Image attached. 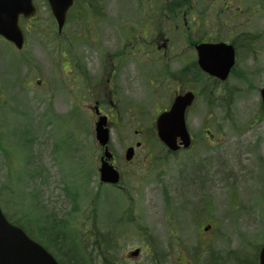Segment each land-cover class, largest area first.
<instances>
[{"label": "rangeland", "instance_id": "obj_1", "mask_svg": "<svg viewBox=\"0 0 264 264\" xmlns=\"http://www.w3.org/2000/svg\"><path fill=\"white\" fill-rule=\"evenodd\" d=\"M207 1L191 0L175 17L181 21L180 31L166 22V33L183 42L184 13H199ZM232 1L233 8L240 4L246 11V23L239 32L264 34V9L261 7L258 14H251L249 9L258 0ZM104 4H111L114 10L106 9L103 18L91 21L93 16L82 7L83 11L75 14L72 23L59 34L47 1L37 0L40 8L29 22L32 29L27 33L26 48L18 51L11 45L12 49L0 39V205L12 218H26L28 225L30 221L29 230L35 235H40L39 227L59 234L62 228L57 227L58 222L69 229L81 228L83 237L94 230H126L125 240L119 242V264H155L154 251L146 252V245L155 246L163 257L172 250L166 264H184L189 252L205 239L215 252L222 253L216 257L218 262L228 264L237 250L255 256L264 244V115L256 118L264 85V37L254 44V54L250 48L239 51L237 75L215 87V93L208 92L198 99L188 120L194 141L187 150L177 153L161 145L154 135L157 133L152 120L157 116L153 111H160L167 101L166 97L160 98L158 90L168 97L175 84L163 86L165 78L157 81L153 77L168 73L169 69L178 70L195 56L190 50L189 58L173 59L169 67L163 61L141 65L144 75L153 74L145 83V90L149 95L155 90L157 99L145 111L149 119L122 120L111 129V146L122 180L120 188L105 186L99 176L103 150L95 135L96 116L88 111L107 83L110 63L119 60L115 55L125 39L122 22L129 18L131 24L148 12H137L134 0H106ZM217 11L213 8L207 17L214 25L208 27L206 37H219ZM230 12L223 10L220 17L225 18ZM160 13L161 21L164 14L168 16L163 4ZM192 18L187 15V21ZM146 24L153 32L154 26ZM221 31L220 40L230 41L233 34L229 29L224 27ZM97 34L99 41L94 40ZM81 37L76 49L74 42ZM61 48L69 50L74 64L65 81L61 69L68 71L65 62L69 59L62 54L61 61ZM176 49L186 53L187 47L178 43ZM16 52L27 56L17 57ZM127 63H122V69L137 78L139 73L132 62ZM39 74L50 82L49 88L36 81ZM196 77L206 81L204 75ZM220 93L227 98L232 96V105L208 107L207 98L213 100ZM122 111L126 118L132 117L128 110ZM140 128L145 132L136 137L135 131ZM140 139L144 143L133 163L127 165L126 146ZM54 217L57 223L51 222ZM126 217L134 222L121 220ZM209 224L213 228L205 231ZM145 232L149 238L142 241ZM179 246L183 256L174 263L181 253ZM137 248L142 251L134 258L130 252Z\"/></svg>", "mask_w": 264, "mask_h": 264}, {"label": "water", "instance_id": "obj_2", "mask_svg": "<svg viewBox=\"0 0 264 264\" xmlns=\"http://www.w3.org/2000/svg\"><path fill=\"white\" fill-rule=\"evenodd\" d=\"M49 2L59 28L62 29L66 12L73 0H49ZM34 13L33 0H0V34L21 48L23 34L19 28V16L23 14L31 17ZM204 47L206 46L202 48ZM234 58V50L231 46L213 49L209 45V50L201 55L200 64L205 71L225 79L234 64ZM262 96L264 101V89ZM189 97L192 99V96ZM190 102V99L177 102L170 112L163 114L158 120L159 135L171 149L178 148V136L182 137L186 146L191 142L184 118L185 109ZM106 122L105 117L101 118L96 127L97 139L102 145H106L109 141ZM106 156L110 158V154L106 153ZM132 156L133 148H130L127 158L130 160ZM101 171L102 181L111 183L119 181V173L108 163H103ZM0 264H57V262L41 245L29 239L19 228L9 224L0 209ZM260 264H264V246L260 253Z\"/></svg>", "mask_w": 264, "mask_h": 264}, {"label": "flooded vegetation", "instance_id": "obj_3", "mask_svg": "<svg viewBox=\"0 0 264 264\" xmlns=\"http://www.w3.org/2000/svg\"><path fill=\"white\" fill-rule=\"evenodd\" d=\"M82 2L89 9H91L92 4L90 1L82 0ZM94 2H96V5H94L93 7L96 10L97 18L102 17L106 9L114 10L111 4H104L105 0H94ZM134 3L137 12H140L141 10L145 12L156 11V14L154 15L150 14L148 16L146 13V16L139 17L140 24L145 23L147 20H151L154 18L156 19L155 36L151 39L150 42H148L146 40V28V30H142L140 28L136 30L134 29V31H132L131 28H126L124 30L123 35L124 38L128 40L127 44L129 45L126 47V52L123 51L125 46H120L118 48L117 54L115 56L118 57L119 60H114L110 63L109 72L107 74V83L100 92V97L98 98L99 100H96V105H99L100 109H102V107L108 108L107 112L103 113L108 116L110 124L113 122H118L119 120L149 119L145 116V111L147 107L157 99V92L155 90H151L152 94L149 95L147 94V90H145V83H147V81L152 77L144 75V69L141 67V64L139 62V57L142 55L141 51H146L147 46H150L151 49L155 51L154 54L149 52L144 53L143 62L146 64H148V61L154 62L156 58L152 57H157L159 55L161 59H166L170 65L174 63L173 59L180 57H189L190 53L189 47L186 53H184L185 50H182L181 53H178L176 44H171L170 39L167 45H165V42H167V37H165L164 33L161 32L157 26V19L161 15L160 12L162 10L163 0H134ZM115 13L116 11H113L114 16L112 17L116 20ZM237 15L239 16L240 14ZM128 19H126L122 23L126 24ZM113 23L116 24L115 21ZM144 30L146 32H144ZM189 45L192 47L193 44L189 43L188 46ZM137 50L139 52H136ZM127 62H132V66L135 68L136 72L139 73L137 75V78L134 75L131 76L127 74L126 72L128 70L122 69V63L126 65L128 64ZM129 66H131V64H129ZM140 72L142 74H140ZM188 76V85L181 84V81L177 76L175 78L173 76L171 77V80L175 81V83L177 84V88L170 97V100L172 99V102L178 94L192 89L194 79L190 78V75ZM147 77H149V79H147ZM121 78L123 80V84L121 82ZM145 96L148 97V100H146ZM123 109L128 110L132 114V117L126 118L125 116H122L121 114ZM152 120H157V118H152ZM112 162L116 166L115 155H113ZM127 163L130 164V162ZM117 168L119 169V167Z\"/></svg>", "mask_w": 264, "mask_h": 264}, {"label": "trees", "instance_id": "obj_4", "mask_svg": "<svg viewBox=\"0 0 264 264\" xmlns=\"http://www.w3.org/2000/svg\"><path fill=\"white\" fill-rule=\"evenodd\" d=\"M112 231L113 230H110L109 234H105L102 232L100 233L99 230L96 234L94 233V236L84 235V237H82L81 235L75 238L73 236L72 239L76 243L73 244V248L70 249L71 251H66L61 247L68 264H117L119 261V248L117 246V241L120 235L114 234ZM237 251L231 254L234 255V257L231 260H228V264H258V256L244 258V252H241L242 250ZM208 256L209 255H205L203 258H200L197 254L192 255L193 260L191 264H202L203 259ZM211 257L214 258V256ZM217 264L226 263L219 260Z\"/></svg>", "mask_w": 264, "mask_h": 264}, {"label": "bare ground", "instance_id": "obj_5", "mask_svg": "<svg viewBox=\"0 0 264 264\" xmlns=\"http://www.w3.org/2000/svg\"><path fill=\"white\" fill-rule=\"evenodd\" d=\"M203 262H204V264H217L218 263L216 258H213L211 256H208V257L204 258L203 261H202V264H203Z\"/></svg>", "mask_w": 264, "mask_h": 264}]
</instances>
